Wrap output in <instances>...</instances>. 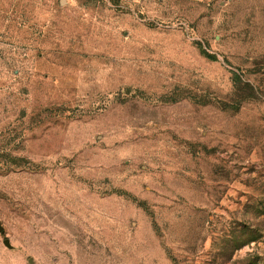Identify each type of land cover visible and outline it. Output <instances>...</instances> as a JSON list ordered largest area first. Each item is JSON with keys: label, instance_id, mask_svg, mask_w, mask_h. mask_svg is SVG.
<instances>
[{"label": "rangeland", "instance_id": "1", "mask_svg": "<svg viewBox=\"0 0 264 264\" xmlns=\"http://www.w3.org/2000/svg\"><path fill=\"white\" fill-rule=\"evenodd\" d=\"M0 227V264H264V0H0Z\"/></svg>", "mask_w": 264, "mask_h": 264}, {"label": "water", "instance_id": "2", "mask_svg": "<svg viewBox=\"0 0 264 264\" xmlns=\"http://www.w3.org/2000/svg\"><path fill=\"white\" fill-rule=\"evenodd\" d=\"M0 231H1V227H0ZM5 245H6L7 247H9V243H8V241L5 242Z\"/></svg>", "mask_w": 264, "mask_h": 264}]
</instances>
